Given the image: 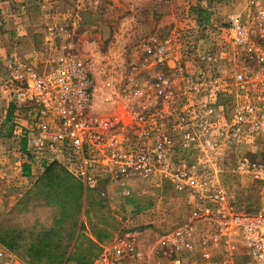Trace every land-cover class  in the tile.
I'll list each match as a JSON object with an SVG mask.
<instances>
[{
  "label": "rangeland",
  "instance_id": "rangeland-1",
  "mask_svg": "<svg viewBox=\"0 0 264 264\" xmlns=\"http://www.w3.org/2000/svg\"><path fill=\"white\" fill-rule=\"evenodd\" d=\"M10 9L16 15L24 13L32 27L39 54L26 58L33 66L47 70L53 60L67 53L87 61L96 114L112 113L120 104L123 107V96L132 95L135 87L132 81L144 87L155 77L176 73L163 65H151L148 49L158 46L189 50L188 58L180 63L191 73L204 62L215 64L213 58L223 52V60L214 69L228 88L218 101L201 102V96L193 99L192 91L179 97L178 108L183 105L190 112V128L197 127L196 114L201 110L228 116L236 106L238 113L246 112V92L229 86L232 74L235 69L252 70L258 58L264 57V0H14ZM232 16L240 22L242 36L236 40L229 34ZM7 80L8 72L4 82L12 105L10 119L6 104H0L1 116H5L0 122V249L10 251L18 264H90L100 246L130 230L137 236L145 264H171L170 240L201 208L194 190L188 186L177 189L163 172L148 179L106 176L94 188L79 181L83 191L78 223L75 215L60 216V208L48 202L40 183L46 166L29 164L27 137L14 133L15 114L24 124L30 111L14 104ZM106 96L115 106L105 102ZM196 144L175 149L174 161L198 163L196 175L201 177V160H208L206 175L218 176L237 207L253 212L259 204L257 186L231 170L243 157L264 161V139L228 143L218 154ZM27 165L33 166L35 180L23 176ZM201 228L198 219L194 252L183 254L182 264H249L237 235L230 236L228 250L220 248L211 260L201 261L197 243ZM64 246L62 258L57 253Z\"/></svg>",
  "mask_w": 264,
  "mask_h": 264
},
{
  "label": "built area",
  "instance_id": "built-area-1",
  "mask_svg": "<svg viewBox=\"0 0 264 264\" xmlns=\"http://www.w3.org/2000/svg\"><path fill=\"white\" fill-rule=\"evenodd\" d=\"M230 22L233 30L229 34L236 40L242 36L239 18L232 16ZM148 52L151 65H163L176 73L155 77L144 87L132 81L135 87L132 95L123 96V107L120 104L112 113L96 114L85 59L67 53L53 60L47 70H41L32 65L30 58L12 49L6 60L7 83L12 88L14 104L30 111L24 124L15 114L14 133L27 137L29 164L42 168L57 162L87 188H94L106 176L148 179L163 172L177 189L188 186L201 200V208L169 242L171 264H182L183 254L194 252L198 219L202 227L197 241L201 261L211 260L220 248L228 250L230 236L237 235L249 264H264V161L243 157L232 167V173L250 178L258 188L257 208L245 212L237 207L218 176L206 175L208 160H201L198 177V163L174 161L173 157L175 149H189L197 142L195 147L218 154L228 143L264 139V57L258 58L252 70L235 69L232 74L229 86L246 92V112L238 113L236 106L228 116L213 113V109L201 110L194 120L197 127L190 128V112L183 105L178 108L179 97L192 91L193 99L201 96V102L218 101L219 94L228 88L214 69L223 60V52L213 58L215 64L204 62L195 74L180 63L188 58L189 50L158 46ZM105 102L112 106L116 103L109 96ZM0 264H18V259L0 249ZM90 264L145 261L136 234L124 230L100 246Z\"/></svg>",
  "mask_w": 264,
  "mask_h": 264
},
{
  "label": "crops",
  "instance_id": "crops-1",
  "mask_svg": "<svg viewBox=\"0 0 264 264\" xmlns=\"http://www.w3.org/2000/svg\"><path fill=\"white\" fill-rule=\"evenodd\" d=\"M14 0H0V104H6L8 118L11 111L10 100L7 97L9 90L4 82L6 79L7 69L6 60L7 54L10 53L12 49L18 50L25 57L38 56L39 51L35 46L33 35V30L31 25H29L28 18L24 13H16L10 9L13 5ZM17 1V0H16ZM0 113V122L2 121ZM31 170V172H30ZM33 166H28V175L24 176L27 179H33L34 171L32 173ZM41 173V172H40Z\"/></svg>",
  "mask_w": 264,
  "mask_h": 264
},
{
  "label": "trees",
  "instance_id": "trees-1",
  "mask_svg": "<svg viewBox=\"0 0 264 264\" xmlns=\"http://www.w3.org/2000/svg\"><path fill=\"white\" fill-rule=\"evenodd\" d=\"M11 114L10 111V115L7 119L11 118ZM23 142H25V140ZM43 172L44 175L40 183L42 187L46 188L44 193L48 202L60 208V216L62 217L75 215L74 218L78 223L83 191L80 182L73 178V176L57 162H52L47 165ZM23 175H28V167H25L23 170ZM66 247L64 246L62 250L57 253L62 258L66 254ZM43 253H49V250H45Z\"/></svg>",
  "mask_w": 264,
  "mask_h": 264
}]
</instances>
